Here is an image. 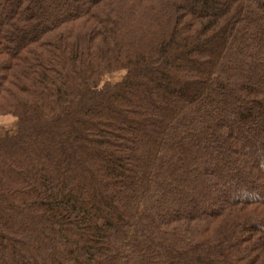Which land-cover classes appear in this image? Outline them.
I'll use <instances>...</instances> for the list:
<instances>
[{"label":"trees","instance_id":"trees-1","mask_svg":"<svg viewBox=\"0 0 264 264\" xmlns=\"http://www.w3.org/2000/svg\"><path fill=\"white\" fill-rule=\"evenodd\" d=\"M0 117V264H264V0H0Z\"/></svg>","mask_w":264,"mask_h":264},{"label":"rangeland","instance_id":"rangeland-1","mask_svg":"<svg viewBox=\"0 0 264 264\" xmlns=\"http://www.w3.org/2000/svg\"><path fill=\"white\" fill-rule=\"evenodd\" d=\"M124 77V73H116L108 75L105 82L117 83ZM17 128V121L13 117H0V132L10 131L14 132Z\"/></svg>","mask_w":264,"mask_h":264}]
</instances>
